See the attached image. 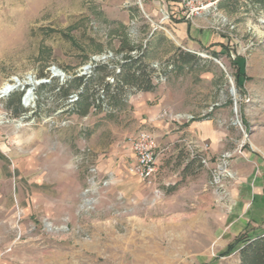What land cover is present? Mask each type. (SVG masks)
<instances>
[{
	"label": "rangeland",
	"instance_id": "rangeland-1",
	"mask_svg": "<svg viewBox=\"0 0 264 264\" xmlns=\"http://www.w3.org/2000/svg\"><path fill=\"white\" fill-rule=\"evenodd\" d=\"M189 1L210 6L187 18L188 0H0V88L66 74L40 89L34 113L7 108L19 91L0 98V264H240L239 238L264 231V0ZM194 18V35L221 42L190 47L167 26ZM180 51L194 60L164 81L155 71L151 92L197 126L189 161L210 183L185 199L157 173L136 189L111 172L131 173L136 93L82 116L59 88L90 63L116 70L143 54L152 66Z\"/></svg>",
	"mask_w": 264,
	"mask_h": 264
},
{
	"label": "crops",
	"instance_id": "crops-1",
	"mask_svg": "<svg viewBox=\"0 0 264 264\" xmlns=\"http://www.w3.org/2000/svg\"><path fill=\"white\" fill-rule=\"evenodd\" d=\"M215 3V1L212 2V4ZM170 8L172 9V14H175L173 17L176 18L178 7L170 6ZM199 24L194 18L179 22L170 21L167 26L176 32L178 39L182 43L190 47H194L197 40L208 41L210 44L221 42L219 40L210 41L208 33H203L202 37L194 35V32H201L202 27ZM172 54L173 52L169 53L167 57ZM167 57H164V59ZM157 94H160V92H157ZM161 94L160 96L162 97H159V100L154 102L152 101L156 95L151 91H138L130 97L129 104L132 108L130 119L132 123L130 127L133 130L132 132H136L142 128H151L152 125L159 126L158 129L154 130L160 151L157 175L164 186H169L167 191L171 198L183 197L185 199L188 193H195L201 187H206L210 181L207 174H203L195 166V162L189 161L188 152L190 151L188 143L198 141L199 137H194L197 126L194 122H188L187 125L183 124L182 122H187L185 121L186 119H183V121L174 120L172 115L173 105ZM192 132L194 133L192 134ZM93 133L90 131L86 137H95L96 135ZM183 134H191L192 136L184 137ZM127 146H129L127 154L131 159L130 165H133L136 162V158L131 150L130 143ZM111 172L116 175L117 180L125 181L127 186L137 184L134 186L136 189L139 186H144L145 188L147 183L153 182V179L147 182L138 175L129 173L126 168H115ZM207 194H211V192Z\"/></svg>",
	"mask_w": 264,
	"mask_h": 264
},
{
	"label": "trees",
	"instance_id": "trees-1",
	"mask_svg": "<svg viewBox=\"0 0 264 264\" xmlns=\"http://www.w3.org/2000/svg\"><path fill=\"white\" fill-rule=\"evenodd\" d=\"M195 56L191 53L180 51L164 62L163 74L166 75L178 65L193 61ZM171 65V68L168 66ZM120 70L112 69L108 65L97 64L89 77L85 75L73 77L66 86L59 87L67 97L72 90H79L78 100L75 102L77 112L85 116L90 108L96 107L99 112L120 110L119 105L127 101L129 95L138 91H154L153 66L144 61V55H127L120 63ZM110 74L114 82L106 80ZM46 86V85H45ZM54 88H50L53 91ZM102 90V92L100 91ZM20 98L13 97L7 103V108L19 115ZM240 264H264V232L244 235L239 238Z\"/></svg>",
	"mask_w": 264,
	"mask_h": 264
},
{
	"label": "built area",
	"instance_id": "built-area-1",
	"mask_svg": "<svg viewBox=\"0 0 264 264\" xmlns=\"http://www.w3.org/2000/svg\"><path fill=\"white\" fill-rule=\"evenodd\" d=\"M185 6L188 7L189 9L188 13L186 14L187 18H193L195 16H199L204 9L210 6V4L193 5V1L188 0ZM214 60L217 61L219 64H221V61L219 59L214 58ZM152 66L154 67L156 73L159 75L158 79L163 81L167 79V76L163 74L164 63L156 62ZM171 67H172L171 65L168 66V68ZM53 69H52V75L50 77L36 79L35 76L30 75L31 78L38 81L36 84L29 83L26 80L27 77L23 80H21L19 77H15L17 79L15 80L12 77L8 83L13 84L14 88L12 90H9L7 93L5 92L0 93V98L8 97L12 95L14 92L19 91L21 93V97H20L21 107L25 109L24 111L29 110L30 113H34L40 108V100H41V96L39 95L40 89L44 85H51L53 82L56 81L57 78H59L58 76H55ZM116 70L118 72L120 68L116 67ZM92 72L93 70L91 67L90 72H85V75L90 76ZM64 80L62 81L64 82ZM106 80L109 82H114V77L108 76ZM100 91L102 92V90ZM78 94H79V90L73 93L71 92L67 96L68 101L71 104L75 103L78 100L79 97ZM93 110L96 111L97 108L94 107ZM177 117L178 120L185 118L183 117V115L180 114H178ZM1 118L2 117L0 115V121ZM129 139L131 144V150L136 158L135 164H133L130 167V172L138 175L141 179L145 181H151L155 177L158 171V158L160 154L159 147L154 134L150 132L149 129L142 128L136 131L134 134H132Z\"/></svg>",
	"mask_w": 264,
	"mask_h": 264
},
{
	"label": "bare ground",
	"instance_id": "bare-ground-1",
	"mask_svg": "<svg viewBox=\"0 0 264 264\" xmlns=\"http://www.w3.org/2000/svg\"><path fill=\"white\" fill-rule=\"evenodd\" d=\"M86 68H88V67H86ZM55 69H57V70H55ZM90 70H91V68H88V70L84 71V72H90ZM53 71H54L55 76L61 77L63 80L66 78V74L61 72L60 69L54 68ZM14 79L17 80L16 78H14ZM27 81L31 84H36L38 82L35 79L31 78L30 75L27 77ZM13 88H14L13 84L4 83L3 86L0 88V93H2V92L7 93L9 90H12ZM21 125H22V122L19 123V126H21Z\"/></svg>",
	"mask_w": 264,
	"mask_h": 264
},
{
	"label": "water",
	"instance_id": "water-1",
	"mask_svg": "<svg viewBox=\"0 0 264 264\" xmlns=\"http://www.w3.org/2000/svg\"><path fill=\"white\" fill-rule=\"evenodd\" d=\"M105 58H106V56H102V57H101V56H98V57H94L93 60H94V61H98V60H103V59H105ZM87 67H88V68H91V67H92L91 63L88 64ZM82 74H85V72H83ZM2 93H3V92H2Z\"/></svg>",
	"mask_w": 264,
	"mask_h": 264
}]
</instances>
